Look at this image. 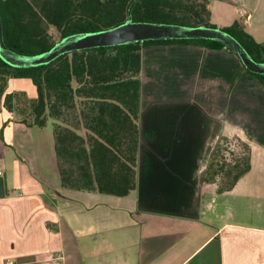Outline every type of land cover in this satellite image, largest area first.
Wrapping results in <instances>:
<instances>
[{
    "label": "crops",
    "instance_id": "0c3cea01",
    "mask_svg": "<svg viewBox=\"0 0 264 264\" xmlns=\"http://www.w3.org/2000/svg\"><path fill=\"white\" fill-rule=\"evenodd\" d=\"M209 1L212 19H242L264 43V0ZM140 77L137 186L125 196L65 186L51 124L0 108V264H264V85L235 52L200 44L145 46ZM177 79L210 101L225 83L234 102L247 95L248 129L194 127L157 109ZM30 80L12 77L8 91L35 97Z\"/></svg>",
    "mask_w": 264,
    "mask_h": 264
},
{
    "label": "trees",
    "instance_id": "16d2710c",
    "mask_svg": "<svg viewBox=\"0 0 264 264\" xmlns=\"http://www.w3.org/2000/svg\"><path fill=\"white\" fill-rule=\"evenodd\" d=\"M133 1L0 0L4 38L19 52L39 53L57 41L50 28L62 38L112 27L127 19ZM133 17L216 26L211 23L209 0H139ZM74 20L81 24L71 27ZM223 29L237 37L256 60L264 61V43L255 41L242 19ZM169 43L226 47L211 39L146 40L74 50L33 67H14L0 57V108L15 112L28 126L51 124L58 173L65 186L128 195L137 186L143 48ZM243 67L249 78L264 85V74ZM12 77L30 78L37 95L8 91Z\"/></svg>",
    "mask_w": 264,
    "mask_h": 264
},
{
    "label": "water",
    "instance_id": "95a60500",
    "mask_svg": "<svg viewBox=\"0 0 264 264\" xmlns=\"http://www.w3.org/2000/svg\"><path fill=\"white\" fill-rule=\"evenodd\" d=\"M134 0L125 21L99 30L78 31L65 35L49 49L28 54L11 48L4 38L0 11V57L14 67H33L49 64L61 55L74 50L122 45L160 39H211L223 43L235 52L247 69L264 74V61L256 60L241 41L227 30L205 24L187 25L170 22L140 21L133 17Z\"/></svg>",
    "mask_w": 264,
    "mask_h": 264
},
{
    "label": "rangeland",
    "instance_id": "374dc122",
    "mask_svg": "<svg viewBox=\"0 0 264 264\" xmlns=\"http://www.w3.org/2000/svg\"><path fill=\"white\" fill-rule=\"evenodd\" d=\"M211 23L215 24L218 27L225 28L222 21H220L219 16L214 17V19L211 18ZM79 24H81L80 20H74L71 22V27H75ZM49 32L52 33L54 39H56L57 41L61 39L60 32L56 29L50 28ZM29 82V86L33 87V90L36 89L37 91L34 83L31 80ZM198 82L199 79H196L195 84H197ZM231 83L232 82H230V84ZM180 84L181 81L177 79L173 85V88L175 89L174 92H170L167 89V92L157 93V95L160 94L159 99L156 103L157 109L162 110L163 112H169L170 115L172 112L178 122L180 121L179 116H183V118L185 117L183 120L187 121L189 124H191V126L194 127L233 126L241 130L248 129L250 125V117L254 115L255 110L253 107L254 104L251 100H249L247 95L240 96L238 102H234L231 97V85L225 83L223 98L222 96H219L220 102L216 101V99L210 101L206 100L204 96L199 93L194 94L192 91V93L190 94V89L188 87H186L185 90H182L180 88ZM161 90L162 89L160 88L157 91ZM21 91L25 90L23 89ZM29 92L30 91L28 89V92L26 93L31 96ZM236 143L237 142H235L234 140H230L226 145V152H229L230 159L233 156V149H236ZM226 177H228V175H226ZM8 258L11 259L13 257Z\"/></svg>",
    "mask_w": 264,
    "mask_h": 264
},
{
    "label": "built area",
    "instance_id": "2783aa9c",
    "mask_svg": "<svg viewBox=\"0 0 264 264\" xmlns=\"http://www.w3.org/2000/svg\"><path fill=\"white\" fill-rule=\"evenodd\" d=\"M43 258L45 259L46 264H59L57 259H51L50 257H47V256H43ZM7 264H18V263L13 258H11V259L9 258V259H7Z\"/></svg>",
    "mask_w": 264,
    "mask_h": 264
}]
</instances>
